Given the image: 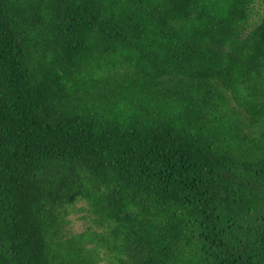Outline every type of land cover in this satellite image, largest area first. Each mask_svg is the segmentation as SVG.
<instances>
[{"label": "trees", "instance_id": "obj_1", "mask_svg": "<svg viewBox=\"0 0 264 264\" xmlns=\"http://www.w3.org/2000/svg\"><path fill=\"white\" fill-rule=\"evenodd\" d=\"M102 263L264 264V0H0V264Z\"/></svg>", "mask_w": 264, "mask_h": 264}, {"label": "rangeland", "instance_id": "obj_2", "mask_svg": "<svg viewBox=\"0 0 264 264\" xmlns=\"http://www.w3.org/2000/svg\"><path fill=\"white\" fill-rule=\"evenodd\" d=\"M85 213H77L70 216V232L73 235L87 233L88 221L84 219ZM104 264V263H102Z\"/></svg>", "mask_w": 264, "mask_h": 264}]
</instances>
